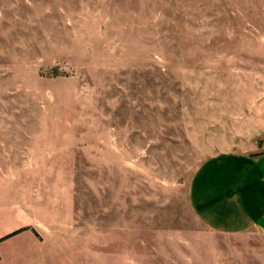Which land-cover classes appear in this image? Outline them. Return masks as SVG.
I'll list each match as a JSON object with an SVG mask.
<instances>
[{
    "label": "rangeland",
    "instance_id": "1",
    "mask_svg": "<svg viewBox=\"0 0 264 264\" xmlns=\"http://www.w3.org/2000/svg\"><path fill=\"white\" fill-rule=\"evenodd\" d=\"M261 153L264 0H0V264H264L190 200Z\"/></svg>",
    "mask_w": 264,
    "mask_h": 264
},
{
    "label": "crops",
    "instance_id": "2",
    "mask_svg": "<svg viewBox=\"0 0 264 264\" xmlns=\"http://www.w3.org/2000/svg\"><path fill=\"white\" fill-rule=\"evenodd\" d=\"M190 200L195 215L211 229L264 230V153L202 166L192 180Z\"/></svg>",
    "mask_w": 264,
    "mask_h": 264
},
{
    "label": "trees",
    "instance_id": "3",
    "mask_svg": "<svg viewBox=\"0 0 264 264\" xmlns=\"http://www.w3.org/2000/svg\"><path fill=\"white\" fill-rule=\"evenodd\" d=\"M18 230H20V229H18ZM14 232H16V231H14ZM12 234V233H11ZM7 236V235H6Z\"/></svg>",
    "mask_w": 264,
    "mask_h": 264
}]
</instances>
